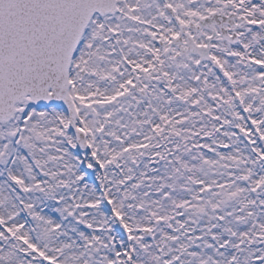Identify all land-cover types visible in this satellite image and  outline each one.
<instances>
[{"label": "snow or ice", "instance_id": "1", "mask_svg": "<svg viewBox=\"0 0 264 264\" xmlns=\"http://www.w3.org/2000/svg\"><path fill=\"white\" fill-rule=\"evenodd\" d=\"M0 264H264V0H0Z\"/></svg>", "mask_w": 264, "mask_h": 264}]
</instances>
